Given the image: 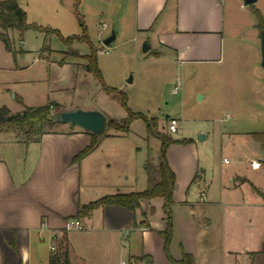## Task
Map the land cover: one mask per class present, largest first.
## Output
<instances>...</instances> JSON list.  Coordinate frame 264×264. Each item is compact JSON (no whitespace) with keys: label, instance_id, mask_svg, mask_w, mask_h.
Instances as JSON below:
<instances>
[{"label":"crops","instance_id":"crops-1","mask_svg":"<svg viewBox=\"0 0 264 264\" xmlns=\"http://www.w3.org/2000/svg\"><path fill=\"white\" fill-rule=\"evenodd\" d=\"M233 1L240 8L245 5L240 0H79V5L90 9L93 3L95 12L101 14L126 7L125 26L146 38L155 56L168 57L186 75L224 62L230 51L228 27L235 20ZM10 31L0 28V44L3 56L10 54L14 59L1 38L8 37L14 49ZM1 62L0 58V108L6 106L12 114L22 112L30 105L21 94L13 93L14 104L4 97V91L10 93L12 87L1 76ZM253 134L246 133L243 157L233 143L238 163L245 161L251 168L237 167L218 178H208L200 147L193 139L174 138L191 140L171 144L166 155L176 176L170 247L174 259L179 260L185 251L195 256L196 264H221L217 256L237 259L238 255L258 264L256 258L264 248V197L253 186L264 191V149ZM128 137V133L102 135L97 149L76 162L91 141L83 129L54 130L40 142L28 144L14 132L0 134V264H49L53 257L58 264L66 258L71 264H144L135 258L146 254L154 258V264H174L167 259L159 233L167 226L164 200L159 197L140 200L141 208L135 213L119 205L101 207L89 219H81L86 229L65 230L80 205L147 188V160L143 174L138 175L133 158L129 159L135 148L119 141ZM120 164L125 170L121 178ZM194 184L201 190L196 201ZM144 219L150 228L135 227ZM228 245L244 249L228 250Z\"/></svg>","mask_w":264,"mask_h":264},{"label":"rangeland","instance_id":"rangeland-1","mask_svg":"<svg viewBox=\"0 0 264 264\" xmlns=\"http://www.w3.org/2000/svg\"><path fill=\"white\" fill-rule=\"evenodd\" d=\"M233 2L231 8L235 20H230L232 24L228 27L230 51L224 62L220 66L198 68L186 75L169 62L168 57L155 56L154 49L147 53L143 51L146 38L125 26L126 7L109 9L111 13L106 11L105 14L96 13L93 3L88 5L90 9L79 5V0H65L64 3L59 0H21V7L27 13L29 24L57 29L64 37L82 35L79 21H83L92 44L99 49L98 67L104 84L121 90L127 97L128 108L143 116L131 123L129 137L119 140L135 148L129 159L133 158L131 162L138 175L143 174L146 160L157 164L161 140L148 133L146 121L156 120L157 132L173 138L193 139L200 147L201 165L208 178H218L237 167L249 170L251 167L247 162L239 164V159L235 158L233 143L243 157L248 140L246 133H264L261 31L252 7L246 5L245 0H240L245 4L241 8L239 3ZM253 5L262 10L264 18V0ZM113 31L116 38L106 46L104 41ZM9 36L16 42L17 58L14 60L10 54L3 56L0 44L4 68L1 76L7 81V87H12V92L4 91L6 101L14 104L13 93L18 92L27 105L49 104L52 111L58 103L63 110L99 109L107 117L102 135L125 133L114 127L123 125L128 110L120 100L108 95L103 83L85 69L86 59L66 57L68 47L56 35L46 40L44 33L28 29L23 33L12 30ZM45 44L47 48L43 49ZM71 47L81 55L91 51L88 43L74 42ZM171 118L179 120L178 132L169 133ZM55 130L82 129L67 124L58 125ZM225 131L238 134L230 137ZM224 159L231 163L225 164ZM122 168L121 164L117 168L119 177L125 172ZM127 171L132 178L131 171ZM192 193L196 201L201 193L198 184H194ZM262 231L264 234V228ZM227 247L228 250L244 249L235 245ZM220 257L216 259L219 258L221 264H251L246 255H238L237 259L225 256L220 260ZM256 259L258 264H264V248L261 257Z\"/></svg>","mask_w":264,"mask_h":264},{"label":"trees","instance_id":"trees-1","mask_svg":"<svg viewBox=\"0 0 264 264\" xmlns=\"http://www.w3.org/2000/svg\"><path fill=\"white\" fill-rule=\"evenodd\" d=\"M253 13L258 19V28L260 31L264 30V18L261 11L252 5ZM83 33L82 35H73L69 37H64L57 29H52L49 27H43L38 24H29L27 21V13L20 6L19 0H1L0 1V28L8 30H18L19 32H24L28 29H34L36 31L42 32L45 34V39L56 35L68 47L67 52L65 53L66 57H82L86 59L87 63L85 64V69L93 73L96 78L103 83L104 91L111 95L112 97L120 100L122 104L128 110V116L123 121V125L118 128L125 133L130 132L131 123L138 118L143 116L140 114L133 113L127 106V97L119 89L108 87L104 84L101 71L98 67V52L99 49L96 48L88 34L87 29L83 21H79ZM2 40L5 43V47L8 51L13 53L14 59H16L17 53L12 48L10 39L6 36L1 35ZM74 42L79 43H88L91 47L89 54L81 55L77 50L71 47ZM47 48L46 44L43 49ZM62 63H65V60H62ZM49 104L41 106H25L22 112L12 114L8 107L3 106L0 108V134L5 132H14L18 137L23 139L25 143L31 142H40L42 137L51 133L58 126V123L54 119V115L62 111V106L56 104L54 110L52 111ZM146 119V118H145ZM147 121L148 133L155 135L161 140L160 154L158 156V163L153 165L150 160L146 164L147 172V188L142 192H134L129 194H115V195H106L96 201H93L87 205H80L79 210L73 219H89L93 212L101 207L109 205H119L127 208L128 210L135 213L138 209L141 208L140 200L146 199L148 201L154 198H162L164 200V212L166 215L167 226L163 231H160V235L163 237L165 242V253L167 259L174 264H196V258L193 254L183 251L182 257L179 260L173 258L171 254V243L174 236L173 231V214L172 206L174 204V189L176 184V176L172 169L169 166L167 160V150L169 146L173 143H190L191 140H176L169 134H162L156 131L157 123L156 120ZM111 123V122H110ZM111 125V124H110ZM73 126V125H71ZM75 127V126H73ZM91 137L90 144L80 152L74 161L81 162L82 159L93 153L100 142L101 135L97 136L91 132L85 131ZM254 138L261 142L264 149V133H254ZM264 163V160H263ZM253 189L261 196L264 197V191L259 190L257 187L253 186ZM145 226L150 228V225L144 219L140 223H136L135 227ZM136 261H142L144 264H154V258L149 255H142L135 258ZM50 264H58V259L53 257L50 261ZM64 264H71L68 258L65 259Z\"/></svg>","mask_w":264,"mask_h":264},{"label":"water","instance_id":"water-1","mask_svg":"<svg viewBox=\"0 0 264 264\" xmlns=\"http://www.w3.org/2000/svg\"><path fill=\"white\" fill-rule=\"evenodd\" d=\"M257 0H245V4L250 6L256 3ZM116 38V34L113 31L104 44L109 46ZM261 39V66L264 68V30L260 34ZM151 46L148 42L143 44V51L149 52ZM169 118V116H167ZM54 119L58 124H69L75 127H79L85 131L91 132L97 136L102 135L105 131L107 117L99 110H85V109H70L62 110L54 115ZM158 162V158H157Z\"/></svg>","mask_w":264,"mask_h":264},{"label":"built area","instance_id":"built-area-1","mask_svg":"<svg viewBox=\"0 0 264 264\" xmlns=\"http://www.w3.org/2000/svg\"><path fill=\"white\" fill-rule=\"evenodd\" d=\"M177 89V88H176ZM179 120L175 119V118H171L169 121V125H168V131L169 133H175L179 131ZM226 163L229 162V160L225 159L224 160ZM202 195H204V193H202ZM86 229L85 224L79 220V219H71L68 220L65 224V230L67 231H82ZM55 239L56 237H53L52 239V245L50 246V249L53 251L55 250Z\"/></svg>","mask_w":264,"mask_h":264}]
</instances>
